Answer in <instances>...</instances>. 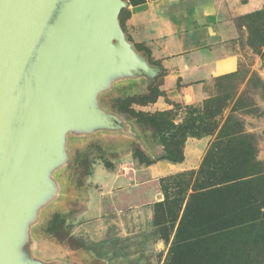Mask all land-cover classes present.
I'll return each instance as SVG.
<instances>
[{
    "label": "water",
    "instance_id": "95a60500",
    "mask_svg": "<svg viewBox=\"0 0 264 264\" xmlns=\"http://www.w3.org/2000/svg\"><path fill=\"white\" fill-rule=\"evenodd\" d=\"M124 0H0V264H51L33 229L59 195L70 136L124 134L102 95L154 79L128 38Z\"/></svg>",
    "mask_w": 264,
    "mask_h": 264
},
{
    "label": "rangeland",
    "instance_id": "374dc122",
    "mask_svg": "<svg viewBox=\"0 0 264 264\" xmlns=\"http://www.w3.org/2000/svg\"><path fill=\"white\" fill-rule=\"evenodd\" d=\"M249 1L219 3L218 21L224 29L232 30L234 36L226 47L239 55L240 67L234 76L210 80L206 89L211 97L198 106L212 112V123L223 124L230 116L241 121L244 136H251L257 156L264 162V19L252 25L251 33L244 18L264 12V2L251 13H239L238 8ZM128 17L129 12L124 9V25ZM165 75L153 85L148 78L122 81L101 96V104L112 111L107 100L136 97L143 103L142 98L151 95L149 87L163 93ZM241 99L248 104L252 102L254 107L239 110L237 103ZM133 107L143 108L138 104ZM173 110L182 116L186 113L183 105H175ZM121 117L125 133L119 137L130 139L133 149L141 146L150 151L154 149L153 143L159 145L155 138L153 141L149 137L148 129ZM112 139L104 133L69 137L68 163L54 175L59 182V195L46 207L33 229L35 255L51 264H219L222 259L219 251L208 250L193 256L177 249L176 235L185 220L200 169L193 176L184 173L150 180L144 175L132 183L105 188L93 181L92 175L100 168L116 171L111 161L115 156V145L109 141ZM159 203L171 208L172 214L160 223L156 219Z\"/></svg>",
    "mask_w": 264,
    "mask_h": 264
},
{
    "label": "trees",
    "instance_id": "16d2710c",
    "mask_svg": "<svg viewBox=\"0 0 264 264\" xmlns=\"http://www.w3.org/2000/svg\"><path fill=\"white\" fill-rule=\"evenodd\" d=\"M123 14L124 10L121 23L125 29ZM244 18L252 33V25L264 19V12H255ZM135 46L151 65L160 69L156 78L148 79L153 85L165 70L153 62L149 48ZM148 91L151 95L142 98L143 103L136 97L106 101L112 112L148 129L163 147L161 157L141 146L135 148L133 156L139 166L149 167L159 161L183 163L189 138L215 136L198 173H187L188 176L196 173L199 177L193 184L185 220L176 235L177 249L193 256L205 254L208 250L219 251L222 258L219 264H264V162L259 160L251 136H244L241 121L230 116L223 124L221 121L212 123V112L198 105L185 106L183 116L175 110L154 113L135 109V104L148 107L163 95L157 88L149 87ZM243 100L237 103L239 110L254 107L252 102L248 104ZM171 215V208L165 203L157 204L159 223Z\"/></svg>",
    "mask_w": 264,
    "mask_h": 264
},
{
    "label": "crops",
    "instance_id": "0c3cea01",
    "mask_svg": "<svg viewBox=\"0 0 264 264\" xmlns=\"http://www.w3.org/2000/svg\"><path fill=\"white\" fill-rule=\"evenodd\" d=\"M129 17L125 32L135 45L149 48L154 61L165 70L163 95L157 102L141 110L165 112L175 105L192 106L203 103L211 95L206 87L210 80L239 71L240 57L228 51L227 44L234 39L232 30L224 29L218 21L219 3L226 0H124ZM238 2L239 0H231ZM264 0H250L238 12L251 13ZM149 137H154L148 132ZM115 145L112 163L115 172L97 169L92 180L111 188L117 183H132L140 176L150 180L167 178L198 171L215 137L189 138L185 144V161H159L149 167L139 166L134 159L133 143L120 135H109ZM118 138H115V137ZM157 157L164 153L156 140ZM147 180V181H150Z\"/></svg>",
    "mask_w": 264,
    "mask_h": 264
}]
</instances>
